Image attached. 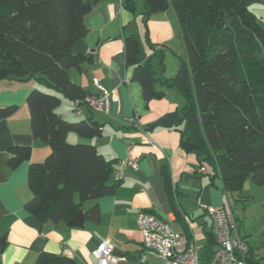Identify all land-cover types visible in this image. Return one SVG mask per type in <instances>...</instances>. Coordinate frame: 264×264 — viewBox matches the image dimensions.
<instances>
[{
  "label": "trees",
  "instance_id": "1",
  "mask_svg": "<svg viewBox=\"0 0 264 264\" xmlns=\"http://www.w3.org/2000/svg\"><path fill=\"white\" fill-rule=\"evenodd\" d=\"M102 0H0V83L4 79L44 80L54 92L32 89L27 96L33 135L51 146L42 161L30 163L28 183L33 197L26 209L41 221L70 220L89 198L111 195L120 178L112 181L116 159L106 158L93 143L104 134V124L88 116L70 121L58 108L63 97L73 110L92 108L90 92L72 77V69L92 60L74 50L89 31L86 17ZM146 34L150 16L172 6L180 24L186 54L180 57L177 75L166 82L186 99L181 108L182 146L196 153L200 168L223 188L241 194L252 177L264 185V22L251 9L264 0H142ZM124 6L135 10L133 0ZM125 61L138 80L146 100L160 98L156 74L140 64L139 33L127 30ZM18 105L0 104V130ZM84 141L71 143L70 133ZM8 163L15 168L32 155V147L12 146ZM166 188L176 206L174 182L163 167ZM79 193V201L75 195ZM177 215L184 217L176 208ZM208 213V211H207ZM186 217V216H185ZM184 221V220H183ZM236 221H238L236 219ZM188 237V226L184 221ZM239 228V224H238ZM218 247L213 229L208 232L201 264H208ZM250 245V243H249ZM249 248L246 260L255 262ZM34 264H76L71 258L43 252Z\"/></svg>",
  "mask_w": 264,
  "mask_h": 264
},
{
  "label": "crops",
  "instance_id": "2",
  "mask_svg": "<svg viewBox=\"0 0 264 264\" xmlns=\"http://www.w3.org/2000/svg\"><path fill=\"white\" fill-rule=\"evenodd\" d=\"M133 1L134 11L127 9L123 0L98 2L86 17L88 33L74 46L76 52L91 55L92 60L72 69L73 79L90 94L97 93V80L119 95V101L111 102L108 111L80 107L81 114L77 115L81 119L92 116L104 124L102 136L86 141L96 145L106 158L117 160L112 181L125 160L131 158L138 163L136 167L133 164L124 167L113 194L82 202L80 209L86 215L83 225H67L63 229L62 221H41L26 209V203L33 197L28 183L30 163L44 160L51 152L48 143L33 135L27 96L32 89H45L48 84L33 78L1 81L0 104H16L18 109L6 120V129L0 130V264H34L43 252L74 259L76 264H94L92 251L107 238L112 240L115 253L125 256L118 264H164L163 258L143 244L138 226V216L143 210L156 212L170 220L177 232L187 235L185 221L189 238L203 245L202 259L208 232L213 229L207 207L220 205L225 192L238 220L239 232L249 240V255L264 262V185H257L249 177L240 195L226 190L219 178L212 179L200 171L196 153L184 150L180 110L186 99L177 87L166 82L177 75L180 57L186 54L176 12L170 6L153 13L147 22V36L142 19L143 1ZM131 23L136 26L130 27ZM127 30L139 33L138 62L149 64L155 71V86L163 92L160 98L146 100L141 83L132 78V69L125 61ZM64 98L66 107L58 108V112L72 118L67 107L74 111V104ZM134 116L138 125L130 123ZM77 140L84 141L80 136ZM15 145L31 146L32 155L12 168L8 163L9 150ZM164 166L174 182L176 206L166 188ZM75 200L79 201L78 194ZM177 207L184 215L180 219ZM95 210L98 219L87 218Z\"/></svg>",
  "mask_w": 264,
  "mask_h": 264
},
{
  "label": "built area",
  "instance_id": "3",
  "mask_svg": "<svg viewBox=\"0 0 264 264\" xmlns=\"http://www.w3.org/2000/svg\"><path fill=\"white\" fill-rule=\"evenodd\" d=\"M97 93L90 94L86 101L92 109L108 111L111 102H118L116 90H108L95 80ZM81 114L80 108L76 110ZM130 123L138 125L137 117L130 119ZM122 164V163H121ZM137 166L135 159L123 162ZM124 167L116 171V178L123 176ZM200 171L208 172L206 167ZM207 211L212 218L213 231L217 238L218 247L208 264H248L246 257L249 252V240L240 234L238 223L233 213L228 193L222 194L220 205H209ZM138 226L142 233L143 244L154 255L160 256L164 264H201L202 244L186 234L177 232L170 220L161 217L154 211L143 210L138 216ZM94 264H118L125 259L124 255L115 253L112 240L107 238L100 242L92 251Z\"/></svg>",
  "mask_w": 264,
  "mask_h": 264
},
{
  "label": "rangeland",
  "instance_id": "4",
  "mask_svg": "<svg viewBox=\"0 0 264 264\" xmlns=\"http://www.w3.org/2000/svg\"><path fill=\"white\" fill-rule=\"evenodd\" d=\"M250 9L258 16L262 19V21L264 22V1H261V2H252L250 4ZM33 80H36V78H33ZM45 85V84H44ZM45 89H42L44 91H50V92H54L55 90L48 87V86H44ZM65 99V98H64ZM67 101V100H66ZM65 105V101L62 102L61 106L59 108H62L64 107ZM66 107V105H65ZM67 113L70 115V116H73L72 118L71 117H64L65 119L67 120H70V121H78V120H81V116L80 115H77L76 111H72L70 108L67 107ZM60 114V113H59ZM61 115V114H60ZM78 134L72 132L70 133V135L68 136V141L71 142V143H76L78 142L77 138H78ZM79 195V193H78Z\"/></svg>",
  "mask_w": 264,
  "mask_h": 264
},
{
  "label": "water",
  "instance_id": "5",
  "mask_svg": "<svg viewBox=\"0 0 264 264\" xmlns=\"http://www.w3.org/2000/svg\"><path fill=\"white\" fill-rule=\"evenodd\" d=\"M132 24H133V26H132ZM134 26H136L135 23H131L130 27H134ZM85 218H86L85 211L83 209H80L78 211V213H76L70 220L62 221L60 228L64 229L67 225H79V226L83 225ZM87 218H89V219L97 218L98 219V211L95 210V211L91 212L89 215H87Z\"/></svg>",
  "mask_w": 264,
  "mask_h": 264
}]
</instances>
